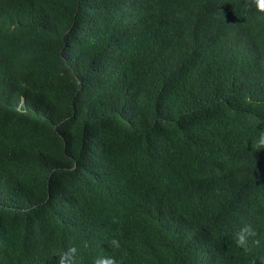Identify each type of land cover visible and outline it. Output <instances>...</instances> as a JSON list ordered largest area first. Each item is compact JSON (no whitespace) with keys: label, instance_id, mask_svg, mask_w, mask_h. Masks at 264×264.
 <instances>
[{"label":"trees","instance_id":"1","mask_svg":"<svg viewBox=\"0 0 264 264\" xmlns=\"http://www.w3.org/2000/svg\"><path fill=\"white\" fill-rule=\"evenodd\" d=\"M261 139L255 0H0V264H264Z\"/></svg>","mask_w":264,"mask_h":264},{"label":"clouds","instance_id":"2","mask_svg":"<svg viewBox=\"0 0 264 264\" xmlns=\"http://www.w3.org/2000/svg\"><path fill=\"white\" fill-rule=\"evenodd\" d=\"M255 4H256L258 11L264 12V0H255ZM256 147H264V139H261L259 143L256 145ZM248 239L250 238L248 237ZM245 242H246L245 236L239 235L237 244L244 245ZM113 243L115 244V241ZM76 252H77V249L75 247H70L69 249H67V251H61L59 253H54L58 257L57 264H76V261H75ZM97 264H102V262L97 261ZM103 264H118V262L114 258L109 257L105 261H103Z\"/></svg>","mask_w":264,"mask_h":264}]
</instances>
